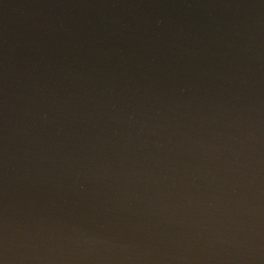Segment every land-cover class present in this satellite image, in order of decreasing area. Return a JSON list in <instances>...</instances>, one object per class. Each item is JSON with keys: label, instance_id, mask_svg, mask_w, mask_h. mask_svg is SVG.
<instances>
[{"label": "water", "instance_id": "95a60500", "mask_svg": "<svg viewBox=\"0 0 264 264\" xmlns=\"http://www.w3.org/2000/svg\"><path fill=\"white\" fill-rule=\"evenodd\" d=\"M0 264H264V0H0Z\"/></svg>", "mask_w": 264, "mask_h": 264}]
</instances>
